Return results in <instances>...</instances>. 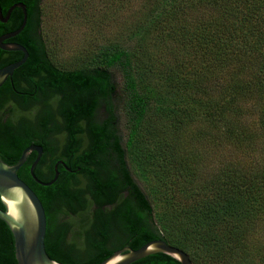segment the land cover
Here are the masks:
<instances>
[{
  "label": "trees",
  "instance_id": "16d2710c",
  "mask_svg": "<svg viewBox=\"0 0 264 264\" xmlns=\"http://www.w3.org/2000/svg\"><path fill=\"white\" fill-rule=\"evenodd\" d=\"M18 1L35 15L38 38L21 37L29 57L0 87V156L14 164L42 145L34 172L43 182L63 161L51 185L30 173L36 152L18 170L45 207L49 256L98 264L164 239L192 264H264L255 244L264 233V0H144L127 40L77 68L49 53L45 0H0L3 12ZM204 8L211 13L192 17ZM2 54L0 67L23 56ZM195 121L241 155L210 172L208 157L179 143ZM0 264H17L1 219ZM131 264L181 263L155 253Z\"/></svg>",
  "mask_w": 264,
  "mask_h": 264
},
{
  "label": "rangeland",
  "instance_id": "374dc122",
  "mask_svg": "<svg viewBox=\"0 0 264 264\" xmlns=\"http://www.w3.org/2000/svg\"><path fill=\"white\" fill-rule=\"evenodd\" d=\"M143 4L144 0H115L114 3L111 0H45L42 30L51 57L64 68L86 66L102 48L127 40L138 17L136 11ZM210 13L211 9L204 8L193 12L192 17L200 19ZM251 118L258 129L257 116ZM201 130L214 135L217 143L199 138ZM182 134L180 146L208 157L210 172H219L230 158L241 155L223 136L201 122H193L189 130ZM260 134L263 145V132ZM212 155H216V158L213 159ZM261 159L264 164V155H261ZM256 239L255 244H259L258 247L264 251V233L256 236Z\"/></svg>",
  "mask_w": 264,
  "mask_h": 264
},
{
  "label": "water",
  "instance_id": "95a60500",
  "mask_svg": "<svg viewBox=\"0 0 264 264\" xmlns=\"http://www.w3.org/2000/svg\"><path fill=\"white\" fill-rule=\"evenodd\" d=\"M15 7L23 9L24 18L20 27L6 36L19 34L27 22V9L23 2L13 4L6 16L0 6V20L6 22ZM4 38V36L0 37L1 49L21 51L23 56L15 62L0 67V87L29 57V51L24 45L20 43L3 44ZM32 152L37 153L30 166V173L35 181L43 185H51L59 176L58 164L63 163L61 160L55 164V176L52 180L43 182L35 175V167L44 152L40 144L32 143L27 146L14 164H8L0 156V198L4 205V208H0V219L9 226L13 234L17 264H63L51 258L46 250L47 215L44 205L36 192L18 174V170ZM155 253L171 255L181 264H192V259L186 251L169 244L164 239L148 241L139 248L124 246L98 264H131Z\"/></svg>",
  "mask_w": 264,
  "mask_h": 264
},
{
  "label": "flooded vegetation",
  "instance_id": "af4514ba",
  "mask_svg": "<svg viewBox=\"0 0 264 264\" xmlns=\"http://www.w3.org/2000/svg\"><path fill=\"white\" fill-rule=\"evenodd\" d=\"M18 2H22V1H18ZM15 8H17V7H15ZM18 8L22 9L21 7H18ZM26 9H27V6H26ZM3 14H4V16H6L7 13L5 14L3 12ZM23 18H24V16H23V9H22V16L21 17L20 16L15 17V14H12V12H11V14H10V16L6 22H2L0 20V23H3V25H0V37H2V36L5 37L2 40L3 44L20 43L23 45V43L21 42V37L25 34L29 37L28 40H33V39L38 38V30H37V28H36V30L34 29L35 15L29 14L28 9H27V22H26V25L24 27V29L26 28L28 30L23 29L19 34L15 35V36H6V35L12 33L13 31H15L16 29H18L20 27V25L22 24ZM1 50L3 51V54H2L3 56H9V57L14 56L15 54L19 55L18 53H21V51H17V50H4V49H1ZM67 219L69 220L70 218H67ZM71 238H72V236L70 235L68 237V240L71 241ZM127 246H129V245H127Z\"/></svg>",
  "mask_w": 264,
  "mask_h": 264
}]
</instances>
